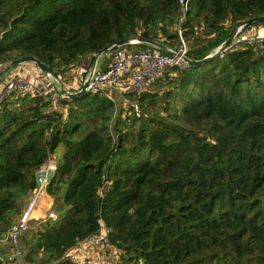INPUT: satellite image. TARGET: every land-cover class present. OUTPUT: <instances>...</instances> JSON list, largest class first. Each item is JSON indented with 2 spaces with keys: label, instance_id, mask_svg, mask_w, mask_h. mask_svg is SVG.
<instances>
[{
  "label": "trees",
  "instance_id": "16d2710c",
  "mask_svg": "<svg viewBox=\"0 0 264 264\" xmlns=\"http://www.w3.org/2000/svg\"><path fill=\"white\" fill-rule=\"evenodd\" d=\"M257 16L264 0H190L182 22L179 0H0V66L34 56L63 76L125 38L177 48L179 30L199 60ZM246 27L262 39L169 66L147 91L128 93L141 116L102 92L62 98L64 111L39 95L7 97L0 241L13 245L36 172L57 154L46 186L57 216L28 226L16 248L23 262L10 261L74 264L67 251L102 219L117 264H264V22Z\"/></svg>",
  "mask_w": 264,
  "mask_h": 264
},
{
  "label": "built area",
  "instance_id": "2783aa9c",
  "mask_svg": "<svg viewBox=\"0 0 264 264\" xmlns=\"http://www.w3.org/2000/svg\"><path fill=\"white\" fill-rule=\"evenodd\" d=\"M189 1L179 0L182 10L181 22L188 11ZM179 33L181 45L177 48L169 47L172 51L169 53L162 52L161 49L156 47L136 49L128 45L119 46L108 51L105 55L103 54L96 62L93 71L92 65L96 54L88 56L79 65V68L82 66V77L75 75L72 83H65L62 75H58L59 79H55L53 76L46 74L36 63H24L13 70L0 84V113L4 100L13 94L39 95L51 101V110L64 111L65 109L59 106L58 101L62 98H70L69 93L80 91L84 83L89 79L88 92H102L109 99L116 102L117 105L121 103L127 106L131 105L133 109H131L130 114L134 113L136 116H141V107L137 102L130 101L127 94L147 91L155 80L164 74L169 66L185 68L188 65L185 56H187L189 47L182 36L181 30H179ZM261 39L262 34L260 30L257 31L254 27L247 28L245 24H241L238 27L234 42L221 53L227 50H236L240 46L253 45ZM9 65H1L0 73ZM61 83L64 85L63 87ZM55 165L56 163L51 164V161H49L41 169L54 168ZM42 180L44 183L45 177ZM46 184L44 183V186H38V188L45 187ZM99 223L100 230L97 233L86 237L67 251L68 257L74 264H88L87 259L81 255V247H99L103 254L108 256L114 255L116 264L120 262V251L112 246L108 236V228L102 219H99ZM28 226V212L24 211L21 220L12 227L8 234V239L13 244L14 252L2 256L0 264H11V256L18 251L16 248L19 245L21 235L25 229H28Z\"/></svg>",
  "mask_w": 264,
  "mask_h": 264
},
{
  "label": "water",
  "instance_id": "95a60500",
  "mask_svg": "<svg viewBox=\"0 0 264 264\" xmlns=\"http://www.w3.org/2000/svg\"><path fill=\"white\" fill-rule=\"evenodd\" d=\"M255 22H264V16L253 17V18H250V19L240 23L238 26H236L234 28L231 35L217 49H215L214 52L210 53L209 55H207L203 59L194 60V59H191L189 56H185V60L190 65H198V64H203V63L217 57L222 51L226 50L234 42V39L237 35L238 27L241 24L248 25V24H253ZM135 43H146V44H149L153 47L159 48V49L163 50L164 52H168V53L172 52L167 45H165L164 43H162L158 40H155V39L140 38V37L125 38V39L117 41V42L99 50L94 57V62L92 65V71L94 70L95 64L98 61V59L103 54H105L106 52L112 50L115 47L125 46V45H130V44H135ZM29 62L36 63L39 67H41V69L46 74L53 76L55 79H59V76L57 75V73L54 72L47 64L43 63L41 60H39L38 58H36L34 56H25L23 58L16 60L15 62L11 63L3 72L0 73V84L3 82L5 77H7L13 70L18 68L22 64L29 63ZM88 83H89V79L84 83V85L80 91L69 93V97L75 98V97H80V96L85 95L88 92L87 91ZM61 86L63 87L64 85L61 83ZM54 175H55V168H53V167H48V168H43V169L38 170L36 172V179H37L38 185L44 186V183L48 184L53 179ZM43 177H45L44 183L42 180ZM52 215L54 218H56V216H57L56 214H52ZM26 231H27V229H25L22 234H24ZM11 259L17 260L19 263H22L23 262L22 252L21 251L15 252L11 256Z\"/></svg>",
  "mask_w": 264,
  "mask_h": 264
},
{
  "label": "crops",
  "instance_id": "0c3cea01",
  "mask_svg": "<svg viewBox=\"0 0 264 264\" xmlns=\"http://www.w3.org/2000/svg\"><path fill=\"white\" fill-rule=\"evenodd\" d=\"M56 155L50 159L51 164L57 163ZM47 185V184H46ZM45 187L37 188L33 196L28 201L25 206V211L28 212L29 216V227L40 226L42 221L47 220L53 212V197L47 192ZM13 245L9 246V243L6 240L0 241V258L5 254H12ZM81 255L84 256L88 264H107L108 255L103 254L99 247H81ZM11 264H17L16 262H11Z\"/></svg>",
  "mask_w": 264,
  "mask_h": 264
},
{
  "label": "rangeland",
  "instance_id": "374dc122",
  "mask_svg": "<svg viewBox=\"0 0 264 264\" xmlns=\"http://www.w3.org/2000/svg\"><path fill=\"white\" fill-rule=\"evenodd\" d=\"M82 68V66H81ZM79 68V66H77L76 68L74 69H70L69 71H67L65 74H63V77H64V82L65 83H72L73 79L75 78V75H79L81 76V71L82 69ZM79 70V71H78ZM84 75V74H83ZM82 77V76H81ZM57 156V154H55ZM40 188V187H39ZM108 262L107 264H116L115 263V258H114V255H109L108 256Z\"/></svg>",
  "mask_w": 264,
  "mask_h": 264
}]
</instances>
